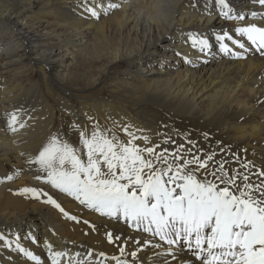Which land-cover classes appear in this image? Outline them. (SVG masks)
Wrapping results in <instances>:
<instances>
[{
	"label": "bare ground",
	"instance_id": "6f19581e",
	"mask_svg": "<svg viewBox=\"0 0 264 264\" xmlns=\"http://www.w3.org/2000/svg\"><path fill=\"white\" fill-rule=\"evenodd\" d=\"M108 3L120 7L105 15L102 9ZM231 3L246 16L252 10L264 11L252 0ZM150 5L151 0L142 4L138 0H0V179L20 173L0 183V234L19 239L40 257L41 264H51L46 240L54 250L74 253L90 248L111 257L120 255L122 244L109 243L107 231L120 234L124 241L147 235L101 217L34 179L36 173L26 163L28 155L38 154L52 133L81 148L87 159L79 131L71 127L74 123L89 131L99 124L124 142L129 137L123 129L130 126L137 136L150 138L149 146L159 145L157 152L166 148L175 153L183 146L181 155L188 159L195 155L204 160L214 153L213 161L196 175L221 188L225 185L209 175L220 163L231 175L233 170L245 173L241 163L251 162L255 167L248 170L250 181L264 180L254 175L257 169L264 171V56L242 40L250 49L247 56L225 57L214 38V33L228 31L241 39L234 28L245 26L244 22L222 18L214 0H179L171 22L161 27ZM89 7L98 12V19L90 16ZM189 32L209 40V56L191 46ZM185 58L193 63H185ZM10 112H18L27 123L14 134L5 127ZM135 143L145 147L142 139ZM237 183H242V177ZM23 187L47 191L79 222L64 218L50 205L18 195ZM125 247L122 259L132 264L127 253L140 246L129 241ZM155 251L159 250L145 249L139 257L151 258ZM168 259L179 264V259L195 257ZM0 264L33 262L0 242Z\"/></svg>",
	"mask_w": 264,
	"mask_h": 264
},
{
	"label": "snow or ice",
	"instance_id": "6c2138e0",
	"mask_svg": "<svg viewBox=\"0 0 264 264\" xmlns=\"http://www.w3.org/2000/svg\"><path fill=\"white\" fill-rule=\"evenodd\" d=\"M252 2L264 8V0ZM214 3L222 18L242 21L245 25L234 28L235 35L241 39H234L228 31L214 33L219 53L232 59H244L250 51L242 42L246 40L264 56V23L261 26L256 23L258 20L264 22V11L252 10L246 16L234 9L231 0H214ZM150 6L156 10L164 7L162 4ZM119 7L118 3H108L102 11L107 15ZM86 10L92 18H99L94 8ZM187 40L204 57L210 55L211 45L207 38L189 32ZM226 41L241 51L233 50ZM185 63L193 61L185 58ZM26 126L18 112L7 113L5 127L9 132L17 133ZM71 127L79 131L80 145L87 159H83L81 148L74 147L61 134L52 133L38 154L28 155L26 163L29 171L36 173L34 179L66 194L101 217L123 222L147 235L140 240L130 236L124 241L120 234L107 231L109 243L121 241L122 244L120 255L111 257L104 252L94 253L90 248L74 253L54 250L46 240L44 247L51 264H104L109 259L115 264H129L122 259L129 241L140 246L139 250L127 253L132 257V264H144V260H148V264H159L160 259L163 264H170L169 257L177 260L184 255L195 259H179V264H196L197 261L199 264H264V180L250 181L248 170L255 167L251 162L241 163L245 173L233 170L231 175L225 170L224 163H220L209 175L225 185L221 188L213 180L206 177L201 180L196 175L199 169H206L208 162L213 161L214 153L201 160L195 155L191 159L182 156L183 146L175 153H169L166 148L157 152L159 145L149 146L150 138L137 136L130 126L123 129L129 137L126 142L121 141L113 130L101 129L99 124H93L90 131L86 127L81 130L75 123ZM139 139L145 147L135 143ZM18 175L19 171H15L0 179V183ZM254 175L264 177V171L257 169ZM241 177L242 183L238 184ZM17 194L50 205L64 218L79 222L80 218L69 214L47 191L23 187ZM84 223L93 231L97 230L89 221ZM0 242L33 264H41L40 257L23 247L19 239L0 234ZM32 242L36 241L33 239ZM148 248L159 251L142 260L139 252Z\"/></svg>",
	"mask_w": 264,
	"mask_h": 264
},
{
	"label": "clouds",
	"instance_id": "9594fccd",
	"mask_svg": "<svg viewBox=\"0 0 264 264\" xmlns=\"http://www.w3.org/2000/svg\"><path fill=\"white\" fill-rule=\"evenodd\" d=\"M138 2L142 4L144 0H138ZM178 3L179 0H151V4L164 5L163 10L153 9L155 22L161 27H166L171 22L172 13Z\"/></svg>",
	"mask_w": 264,
	"mask_h": 264
},
{
	"label": "rangeland",
	"instance_id": "374dc122",
	"mask_svg": "<svg viewBox=\"0 0 264 264\" xmlns=\"http://www.w3.org/2000/svg\"><path fill=\"white\" fill-rule=\"evenodd\" d=\"M38 79V76L36 75V74H34L33 76H32V80L33 81H36Z\"/></svg>",
	"mask_w": 264,
	"mask_h": 264
}]
</instances>
